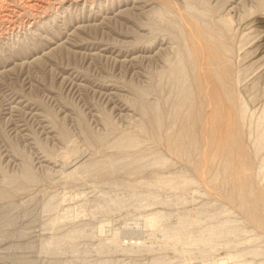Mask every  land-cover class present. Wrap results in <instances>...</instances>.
Instances as JSON below:
<instances>
[{
	"label": "rangeland",
	"instance_id": "374dc122",
	"mask_svg": "<svg viewBox=\"0 0 264 264\" xmlns=\"http://www.w3.org/2000/svg\"><path fill=\"white\" fill-rule=\"evenodd\" d=\"M51 4L0 0V264H264V0Z\"/></svg>",
	"mask_w": 264,
	"mask_h": 264
},
{
	"label": "bare ground",
	"instance_id": "6f19581e",
	"mask_svg": "<svg viewBox=\"0 0 264 264\" xmlns=\"http://www.w3.org/2000/svg\"><path fill=\"white\" fill-rule=\"evenodd\" d=\"M62 1V0H61ZM64 1V0H63ZM87 1V0H86ZM92 1V0H91ZM93 3H95L94 1H93ZM51 4V0H26V8L27 7H29V8H27L28 10H30V11H32V12H41V11H45V10H47L48 9V7H49V5ZM52 5V4H51ZM23 7V6H22ZM21 12V11H20ZM25 13V12H24ZM16 14V13H15ZM20 14H22V13H20ZM20 16V15H19ZM7 17V16H6ZM198 36V35H197ZM194 37V36H193ZM191 37L190 39H191V45H192V48H190V50H191V57L193 58V60H194V62L195 63H197V62H199L200 60H199V55L201 54L200 52V50L198 51L197 50V52H195L194 50H192L194 47H195V45H194V38H196V37ZM198 37H200V40L199 41H204L203 39H202V36H201V34L198 36ZM204 39H205V37H203ZM196 42H198V41H196ZM197 44H199V43H197ZM201 45V44H200ZM199 45V46H200ZM198 46V47H199ZM202 48H203V46H201ZM201 47H199V48H201ZM203 51H205L208 55H207V58L204 60V58H205V55H204V57H203V60H204V63L205 64H207V65H213L214 63H217V57H216V55H215V53H214V51L213 50H211V49H208V50H206V49H202ZM200 53V54H199ZM203 53V52H202ZM201 59H202V57H201ZM177 66V65H176ZM182 70V69H181ZM205 70V69H204ZM201 71V70H200ZM215 71V70H214ZM224 72V71H223ZM211 74H212V76L214 77V79L216 80L215 81V83L216 84H224L225 83V81H224V76H223V74L222 73H220V72H213V71H211L210 72ZM200 75V74H199ZM205 75V74H204ZM210 75V74H209ZM210 77V76H209ZM204 78H206V77H203V79ZM213 79V80H214ZM190 83V82H189ZM197 84L200 86V85H203L202 84V81L200 82V81H197ZM225 87V86H224ZM220 89V88H219ZM223 90V89H222ZM218 96V95H217ZM222 96V95H221ZM220 97V96H219ZM227 97V96H226ZM221 104H223V102H222V100H219V102H218V104H217V106H218V108L221 106ZM239 106V105H238ZM242 107V106H241ZM217 112V111H216ZM212 116V115H211ZM237 117H238V115H237ZM223 117H218L216 114H215V124L217 125V127L219 126H222V123H223ZM260 126L262 127V134H261V136L259 137V139H260V146H262V148L264 149V112H263V114H262V116L260 117ZM252 127V126H251ZM155 128V127H154ZM238 131H239V129H238ZM201 134V133H200ZM238 134V133H237ZM190 135V134H189ZM213 135L215 136V134L213 133ZM220 135V134H219ZM183 136H185V135H183ZM241 136V135H240ZM231 136H229L228 134H226V135H221V136H219V139H220V142L218 143V146H219V150L221 149L223 152H225V155L228 157V159H229V161H233V159H234V154L235 153H233V150H235V148H237V151L238 150H240L241 148H240V145H239V142H238V140L236 141V140H234V138H230ZM237 137V136H236ZM238 138H239V136H238ZM180 139L181 138H177L176 139V141H175V149L177 150V151H181V149H182V144H181V142H180ZM213 139V138H212ZM214 140V139H213ZM240 140V139H239ZM244 140V139H243ZM235 143H237V144H235ZM235 147V148H234ZM240 148V149H239ZM260 149V148H259ZM186 152V151H185ZM186 155H188V153L186 154ZM240 156V155H239ZM228 162V161H227ZM242 168H243V166H242ZM243 174H245V173H243ZM264 178V177H263ZM253 186V185H252ZM242 189V188H241ZM243 190V189H242ZM256 190V189H255ZM242 192V191H241ZM239 196V195H238ZM247 196V195H246ZM251 196V195H250ZM241 197V196H240ZM248 198V197H247ZM246 198V199H247ZM260 198H262V197H260ZM240 199V198H239ZM245 199V200H246ZM242 200V199H241ZM261 202V201H260ZM262 203V202H261ZM239 204V203H238ZM259 204V203H258ZM264 204V203H263ZM263 204L261 205V206H263ZM259 207V206H258ZM263 209L261 210V207H260V209H258V210H261V213L262 212H264V206L262 207ZM254 211H255V209H254ZM255 213H259L260 214V211H257V212H255ZM252 214V213H251ZM254 214V213H253ZM264 214V213H263ZM258 216V215H257ZM260 217V216H259ZM255 219H256V217H254ZM262 218H264V217H262ZM262 218H261V220H262ZM256 220H259L260 221V219H258V217H257V219ZM264 220V219H263ZM263 222V221H262ZM212 234V233H211ZM208 239V238H207Z\"/></svg>",
	"mask_w": 264,
	"mask_h": 264
}]
</instances>
